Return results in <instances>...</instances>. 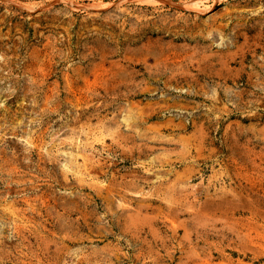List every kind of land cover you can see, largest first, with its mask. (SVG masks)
Here are the masks:
<instances>
[{
    "label": "rangeland",
    "instance_id": "rangeland-1",
    "mask_svg": "<svg viewBox=\"0 0 264 264\" xmlns=\"http://www.w3.org/2000/svg\"><path fill=\"white\" fill-rule=\"evenodd\" d=\"M0 264H264V0H0Z\"/></svg>",
    "mask_w": 264,
    "mask_h": 264
}]
</instances>
